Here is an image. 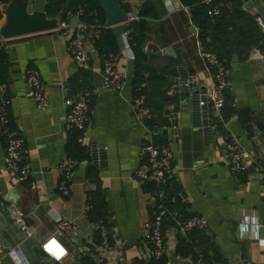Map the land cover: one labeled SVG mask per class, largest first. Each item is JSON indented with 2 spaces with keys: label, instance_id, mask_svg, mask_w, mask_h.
Instances as JSON below:
<instances>
[{
  "label": "crops",
  "instance_id": "obj_1",
  "mask_svg": "<svg viewBox=\"0 0 264 264\" xmlns=\"http://www.w3.org/2000/svg\"><path fill=\"white\" fill-rule=\"evenodd\" d=\"M30 3L31 0H0V29L14 17L31 14ZM117 3L125 14L135 16L134 20L121 24L122 31L128 32L131 51L137 21L144 22L142 44L147 43L148 50L143 76H154L151 83H142L139 89L145 106L150 111L158 98L173 97L163 108L162 117L166 121L160 126L161 133L167 130L162 139L169 143L174 166L167 206L180 217L199 214L206 219L203 231L183 237L192 249L204 251L208 264H229V260L240 255L242 247L250 263L264 264V30L253 19L258 16L264 23V16L258 11L260 6L264 8V0H235L234 5L216 7L217 14L210 23L225 27L220 42L211 43V27L204 30L205 43L215 47L226 67L228 102L221 111L222 132L212 126L210 132L203 130L201 118L193 120L189 107L180 103L173 83L185 71L197 73L200 84L207 90L211 86L210 76L196 55L197 48L203 47L197 41L198 29L190 22L188 9L178 0H117ZM97 30L91 26L78 34L87 57V87L95 88L97 93L89 96V121L82 142L77 144L78 163L68 178L69 195L65 198L56 190L60 178L57 164L69 154L66 144L71 138L63 123V98L74 91L70 79L78 67L66 52L65 36L57 27L9 38L0 33V47L7 61L6 81L0 85V95L9 100L10 125L23 137V156L31 171L28 180L22 183L8 178L4 170V142L0 137V190L22 215L29 203L35 205L28 218L23 215L31 231L25 237L10 221L0 200V264H15L19 255L27 264L37 261L70 264L74 260L80 264H189V255L175 252L181 235L168 222L163 228L162 257L153 260L147 255L143 223L150 216L152 187L133 175L145 135L131 105L135 94L132 62H121L125 77L120 91L102 87V57L92 43ZM169 48V53H164ZM255 52L259 57H252ZM27 68L36 69L47 86L45 110H38L34 100L24 95ZM228 138L237 140L251 155L241 174L230 173L220 161ZM92 180L97 181L98 192L108 208L106 224L111 246L108 259L100 255L92 221L83 213L87 195L94 186ZM56 216L75 224L76 233L71 241L54 234ZM245 218L248 223L257 224L256 238L250 232L238 235ZM46 241L53 254L40 248ZM12 250L18 253L12 254Z\"/></svg>",
  "mask_w": 264,
  "mask_h": 264
},
{
  "label": "built area",
  "instance_id": "obj_2",
  "mask_svg": "<svg viewBox=\"0 0 264 264\" xmlns=\"http://www.w3.org/2000/svg\"><path fill=\"white\" fill-rule=\"evenodd\" d=\"M80 10L74 14L67 13L66 19H60L57 22V29L65 36V50L71 60L78 68L88 69L87 57L80 42L78 34L83 33L85 25L78 20ZM208 14H217V8L212 7ZM126 21L135 19V16L127 13ZM76 17L77 23L72 26L68 23L69 18ZM255 23L260 29L264 30V23L260 17L255 16ZM117 51L107 53L101 60V84L102 87L112 91H120L125 77V68L121 64L122 61H133V53L129 45V37L127 31H122L117 39ZM148 50L147 43L141 45V51L146 53ZM197 57L200 59L202 69L210 76L211 86L206 91L205 100L199 101V105L206 103L207 110L210 113L212 127L216 128L217 123L222 127L223 115L222 107L224 105V93L227 88V74L224 61L213 51L197 48ZM252 57H259L257 52ZM200 84L197 73L188 74L185 85L192 88ZM24 95L30 97L35 102L38 110H45L47 107L46 84L41 80L39 73L34 68H27L24 73ZM95 88H77L70 95L63 98L65 107L64 127L73 137L74 143L82 142V133L89 121L88 103L89 96L95 95ZM9 100L5 95H0V137L4 142V170L8 178L14 183H22L28 180L31 171L29 164L24 159V140L20 132L10 125L8 115ZM131 105L134 115L138 122L144 128V138L140 148L139 163L134 170V177L139 181L149 184L152 187L150 199V216L144 221L145 229L144 242L149 258L158 260L163 255L164 250V234L163 228L165 223H169L171 228L185 236L190 232H201L206 228V219L199 214H192L186 217L171 212L167 206L170 198V188L174 182V166L172 164V153L169 143H158L154 138L161 133L160 127L155 124L149 125L150 120H154V115L147 109L144 104L143 96L139 93V88L135 90L132 97ZM220 161L226 164L228 170L232 174H241L246 168L248 162L251 161L250 153L234 138H228L223 145ZM78 163L77 159L69 154L62 157L57 168L60 173L59 181L56 184V190L61 197L69 195L68 178L74 167ZM264 174V171H263ZM94 189V186H91ZM88 193L84 204L83 213L85 216L92 210V203ZM0 200L4 202L6 213L10 221L22 232L25 237L31 235L26 221L17 209L16 205L6 199L0 190ZM94 232L97 234V248L102 257L110 258L111 246L108 237V227L100 220L92 222ZM257 224L248 223L247 218L240 224L238 235L240 237L250 232L252 238H256ZM54 234L63 236L71 241L76 233V226L71 220L63 219L58 216L53 219ZM40 248L43 252L53 254L48 241L42 243ZM16 255L18 250L10 251ZM64 251L62 250V255ZM55 258H59L55 255ZM56 259L55 262H57ZM189 264H207L202 253L194 249L193 255H189L187 260ZM15 264H27L26 260L19 255Z\"/></svg>",
  "mask_w": 264,
  "mask_h": 264
},
{
  "label": "trees",
  "instance_id": "obj_3",
  "mask_svg": "<svg viewBox=\"0 0 264 264\" xmlns=\"http://www.w3.org/2000/svg\"><path fill=\"white\" fill-rule=\"evenodd\" d=\"M179 3L187 8L189 11V19L192 24H194L197 29V41L203 47V50L213 51L220 58L221 55L215 47L210 46V44L205 43L204 30L211 27L212 37L211 43L220 42V38L222 35L226 33V29L224 26L220 25H212L210 20L213 15L208 14V11L212 7L218 6L221 8L224 4L230 3L232 5L235 4V0H178ZM77 10H80V14L78 15V20L85 25V29L87 30L89 27H96L97 35L93 37L92 43L94 48L97 50L98 54L103 57L107 53H114L117 51V37L113 35L112 28L105 27V17L103 10L101 9L98 0H45V9L44 14L47 18H55L58 17L60 19H66L67 13L74 14ZM144 16V14H140ZM1 17V14H0ZM143 20L137 21V28L135 36L133 37L131 47L133 53V61H132V87L133 90L137 88H141V84L145 82L151 83L154 76H143V65L146 59V53L141 51L142 45V30H143ZM6 56L3 47H0V85L6 81ZM87 77H88V69L77 68L75 75L70 79V86L73 90L77 88H86L87 87ZM135 92V91H134ZM144 104H145V99ZM173 101V97L165 96L160 97L153 102V108L150 112L154 115V120H150L148 122L149 125L155 124L160 127L164 125L166 119L163 116V108L166 104L171 103ZM228 102V98L226 93H224V105ZM223 105V106H224ZM155 117L157 120L159 118V122L156 123ZM225 117V116H224ZM160 120L163 122L160 123ZM216 129L222 132V127L219 123L216 125ZM162 133L155 136V140L164 144L165 141L162 139ZM67 151L73 157L79 156V150L77 149V144L74 143L73 137L71 136L68 139L66 144ZM94 184V189L89 191L90 200L92 203V210L87 215L89 220L94 222L100 220L106 224V219L108 216V208L105 203L104 197L101 193L98 192V183L95 180H92ZM107 226V224H106ZM97 238V234L95 233ZM98 239V238H97ZM200 251V250H198ZM175 252L180 255H193L194 249L192 246L186 241V238L183 236H179L175 245ZM205 256L204 251H200ZM205 259V258H204ZM154 260V259H153ZM207 262V260L205 259ZM208 264V263H207Z\"/></svg>",
  "mask_w": 264,
  "mask_h": 264
},
{
  "label": "water",
  "instance_id": "obj_4",
  "mask_svg": "<svg viewBox=\"0 0 264 264\" xmlns=\"http://www.w3.org/2000/svg\"><path fill=\"white\" fill-rule=\"evenodd\" d=\"M101 9L103 10L105 17L106 27L112 28L114 36H118L122 32L121 24L125 23V12L119 7L117 0H98ZM5 6V5H4ZM5 7H3L4 9ZM45 0H31L30 10L31 14L25 16L14 17L10 22L0 29V33L3 37H15L27 33L46 31L57 27V22L60 18H47L44 14ZM258 11L264 16V8L260 6ZM264 18V17H263ZM68 23L72 26L76 25V17H71ZM190 30L194 32V28L190 27ZM170 48L164 53H169ZM184 65L183 63L181 64ZM188 74L183 71L176 79H173V83L177 86L178 97L181 104H186L191 110L193 120L198 116L201 118V127L203 130L210 132L212 126V120L210 113L207 110L206 103L199 105V101L205 100L206 87L198 84L190 88L185 85V80ZM174 124H172L173 126ZM171 134V131H168ZM167 130H163L162 134H166ZM94 150V149H93ZM92 150V151H93ZM102 153V152H99ZM212 206L213 203H210ZM35 208L34 203H29L26 210L23 212L25 218H28L30 212ZM233 224V223H232ZM86 255V254H85ZM80 258V257H78ZM33 264H49L44 261H37ZM70 264H80L79 260H74ZM229 264H253L244 254V247L241 248L240 255L238 257L229 260Z\"/></svg>",
  "mask_w": 264,
  "mask_h": 264
}]
</instances>
